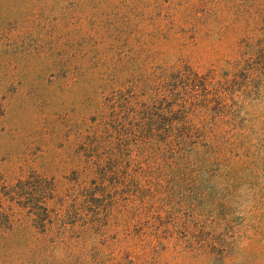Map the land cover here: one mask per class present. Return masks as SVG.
<instances>
[{"label": "rangeland", "instance_id": "obj_1", "mask_svg": "<svg viewBox=\"0 0 264 264\" xmlns=\"http://www.w3.org/2000/svg\"><path fill=\"white\" fill-rule=\"evenodd\" d=\"M31 177L0 264H264V0H0V181Z\"/></svg>", "mask_w": 264, "mask_h": 264}, {"label": "trees", "instance_id": "obj_2", "mask_svg": "<svg viewBox=\"0 0 264 264\" xmlns=\"http://www.w3.org/2000/svg\"><path fill=\"white\" fill-rule=\"evenodd\" d=\"M35 180V179H34ZM33 180V181H34ZM37 180V179H36ZM47 182L46 179H38ZM32 177L27 180H20L17 183L9 184L0 181V218H8V209L13 208L17 204L18 199L32 198L33 193L28 192L33 188L34 183H31ZM36 182V181H35ZM9 219V218H8Z\"/></svg>", "mask_w": 264, "mask_h": 264}]
</instances>
